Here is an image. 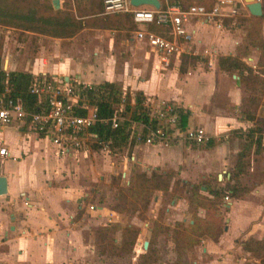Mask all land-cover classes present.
<instances>
[{"label": "crops", "instance_id": "0c3cea01", "mask_svg": "<svg viewBox=\"0 0 264 264\" xmlns=\"http://www.w3.org/2000/svg\"><path fill=\"white\" fill-rule=\"evenodd\" d=\"M249 14L247 9L240 7L236 16L246 20ZM235 17H223L228 23L222 27L195 18L190 20L193 34L185 49L196 59L187 64L184 71L178 69L177 56L171 58L169 66L161 67L156 52L136 38L144 46L139 60H134L135 48L131 44L118 66L119 58L115 59L112 53L111 39L105 45L100 42L106 28L94 23L81 27L69 37L33 32L47 37V49L51 39L65 40L68 44L65 48H75L73 54L63 53L62 57L47 60L37 53L27 61V66L24 64L23 69H16L20 59L15 60L6 53L3 67L6 71L32 68L48 73L62 72L91 83L116 79L123 90H140L145 97L173 100L187 111L186 125L201 126L210 137L197 148L187 141L170 144L134 142L132 157L140 166L179 170L189 183L197 177L213 175L212 171L219 179L222 174L227 176L234 165V161L230 162L240 149L241 130L258 125L259 149L264 145V83L262 88L254 91L258 102L253 113L245 116L240 105L249 89L238 80L236 71L228 72L217 63L219 56L241 54L245 30L239 34L241 24L239 21L234 24ZM78 33L88 42L95 40L100 45L90 46L82 40L84 38L77 40ZM261 33L264 36V19ZM56 45L51 47L60 49L59 43ZM258 55L255 47L248 46L241 58L256 71ZM111 68L118 74L114 75ZM259 75L264 80V73ZM28 131L17 122L0 126V144L9 152L7 156H0V173L7 179V192L0 195V264L76 263L82 259L85 244L79 225L82 223L75 214L81 207L80 200L85 199V192L76 184L72 169L78 164L80 155H85L87 147L58 155L52 144L39 140ZM255 147L252 143L249 150L253 151ZM248 194L254 195L256 202H247V197L226 202L229 208L228 221L224 225L226 230L215 241L201 240V253L198 249L196 252L204 260L193 258V264H244L245 257L236 253L238 249L247 252L240 242L246 236L259 239L264 234V177ZM236 236L238 240H235ZM246 258L250 262L259 261L249 252Z\"/></svg>", "mask_w": 264, "mask_h": 264}, {"label": "rangeland", "instance_id": "374dc122", "mask_svg": "<svg viewBox=\"0 0 264 264\" xmlns=\"http://www.w3.org/2000/svg\"><path fill=\"white\" fill-rule=\"evenodd\" d=\"M93 2L96 9H88L90 0H59V7L56 9L83 15L84 22L88 24L90 22H95L97 25L100 22L106 24L100 42L105 45L106 41L111 39L112 53H114L115 59L119 58L116 61L118 66L120 58L129 52L128 45L131 44L135 48L134 60H139V53L143 51L144 46L133 37L135 25L132 20L125 16L120 18L121 21L117 24L113 14L102 11L100 0H93ZM237 18L241 24L240 34L247 21L241 20L243 18L241 16H236L234 21ZM83 33L88 32L84 31ZM76 36L77 40L84 38L82 40L87 41L84 35L78 33ZM46 39V36L33 33V31L0 24V67L6 71L3 67L6 53L14 56L15 60L20 59L15 68L23 69L24 64L27 66V61H30L37 53H41L42 57L47 60H55L58 56L62 57L63 53L73 54L75 51V48H65L68 45L65 40L57 42L53 39L50 40V47L47 49ZM58 43L60 49L55 50L51 47ZM89 43L90 46L100 45L95 40L87 44L89 45ZM243 43L244 39L241 44ZM58 52L61 54H56ZM23 71L31 73L40 70L25 68ZM111 72L114 75L118 74L112 68ZM113 82L118 84L119 90H123L120 81L115 79ZM124 90L129 96L133 94L129 89L125 88ZM28 133L33 136V132L28 131ZM262 141L264 142V139ZM177 142L184 141L178 140L173 143ZM253 143L256 145V150L247 149V154L244 157L246 171L239 175L240 183L246 185L247 190L242 193L237 190L236 195L228 197L229 199L222 197L223 203L219 204L220 209L216 212L213 205L208 203H205L204 206H197L188 202L185 197L189 189V181L180 174L179 170L154 169L151 166H140L136 163L132 157L134 143L110 147L89 138L84 145L87 147L85 155H80L78 164L72 169L76 175V184L81 187L80 190L85 192V199L83 201L79 199L81 207L75 214L82 223L79 225L82 226L81 237L85 244L84 253L82 259L73 264H180L179 261H182V264H193V258L203 261V257L199 256L201 240L211 239L216 226L220 233L226 230L224 225L227 224L229 216L226 202L230 203L234 198L245 197L248 199L247 202H256V197L248 192L264 177V159L262 158L264 145L259 149L257 141ZM189 144L191 147L197 148L196 146L200 143L191 142ZM239 147L241 148V143ZM236 156L237 153L234 154L230 163L235 162ZM153 169L159 172H171L166 189L147 187L140 178L137 179L136 184L129 186L128 179L131 173L145 172L148 175ZM183 170L186 168L184 167ZM225 170L227 171L228 167ZM203 171L206 172L205 169ZM214 172L212 171L213 175L205 176V178L197 177L193 183L198 185L201 180L210 183L214 178ZM218 172L219 174L223 173ZM199 190L205 192L202 185ZM193 218L196 219V224L211 225V233L197 235L192 232L189 224ZM247 237L251 236H246L244 239ZM234 238L235 240L239 239L238 236ZM143 240L149 242L150 253H144L146 255L143 254L142 258L138 255L146 248L142 247ZM254 246L257 247L259 258L263 260L264 240L260 245L254 244ZM196 249H198V254ZM236 253L245 257L244 264L250 262L246 258L248 252L242 253L238 249ZM260 262L262 261L260 260Z\"/></svg>", "mask_w": 264, "mask_h": 264}, {"label": "built area", "instance_id": "2783aa9c", "mask_svg": "<svg viewBox=\"0 0 264 264\" xmlns=\"http://www.w3.org/2000/svg\"><path fill=\"white\" fill-rule=\"evenodd\" d=\"M158 1L159 6L153 7L134 6L129 0H101V6L105 13L127 12L135 25L133 37L154 50L160 66L164 68L169 66L172 57H180L186 51L185 46L193 34L189 26L192 18L222 27L223 17L233 18L240 7L245 8L244 0H213L208 8L197 3L182 8L168 0ZM150 23L164 25L166 35L148 29ZM10 90L11 86L6 81L0 87V126L17 122L32 131L39 140L52 144L58 155L83 147L89 138L100 143L97 132L90 130L99 122L117 127L122 120H128L134 132V142L146 144H170L178 140L204 143L210 137L201 126L181 128L177 104L171 99H143L146 116L153 124L129 120L124 112L125 90H120L119 101L110 114L99 116L97 106L84 96L87 90H98L95 83L84 82L62 72H31L27 91L35 95L36 109L26 108L10 94ZM132 101L133 94L130 96ZM8 154L5 146L0 144V156Z\"/></svg>", "mask_w": 264, "mask_h": 264}, {"label": "trees", "instance_id": "16d2710c", "mask_svg": "<svg viewBox=\"0 0 264 264\" xmlns=\"http://www.w3.org/2000/svg\"><path fill=\"white\" fill-rule=\"evenodd\" d=\"M179 4L180 7L184 8L191 3L203 4L205 7H209L213 0L208 1H195V0H168ZM101 3V0H100ZM261 3V14L251 15L249 14L244 25V43L241 49V54H227L219 56L217 63L219 67L223 68L228 72L236 71L238 74V80L242 82L248 89L249 94L245 96L241 101V112L245 116H251L254 111V107L257 105V97L254 95L255 90H259L263 87L264 80L260 77L259 73H264V36L261 33V21L264 19V0H260ZM162 5V3H161ZM95 4L93 0H90L88 9L94 8ZM102 7V6H101ZM97 11V10H95ZM94 12V11H93ZM115 16V22L120 23L121 19L128 15L127 12H115L110 13ZM83 15L73 14L68 10L54 9L51 6L50 0H0V24L19 27L29 31L51 35L55 37H69L75 34L81 27L88 25L85 23ZM131 19V18H130ZM237 21V22H236ZM235 23H238V18ZM94 23L95 22H90ZM228 23V20H224V26ZM100 26H105L102 22L98 23ZM148 29L158 34L166 35V27L164 25L150 23L147 25ZM253 46L258 52V59L256 62L255 69L248 65L242 60L241 56L246 53L247 47ZM196 59L195 55L188 50L182 52L179 57L178 69L184 71L185 66L189 63H193ZM31 77L30 72L19 71V70H8L4 71L0 67V87L6 81L10 84V94L13 97L18 98L23 105L28 109H36L35 95L27 91V84ZM98 90H87L84 94L85 98L95 104L98 109L99 116H105L110 114L113 106L118 103L120 90L118 84L113 81L104 80L95 83ZM145 98L144 94L140 90L133 92V101L130 102V96L125 93L124 96V112L128 113L129 120H139L142 122H148L153 124L152 120H148L145 110L143 108L142 101ZM178 110V124L181 128L186 125L187 111L184 107L177 104ZM90 130L97 132L98 138L102 143L110 147H120L124 144L134 143L133 129L130 128V122L128 120H122L117 127H111L108 123H96L90 127ZM260 127L258 125L247 127L241 130L239 136L242 138L241 148L237 151L236 160L232 169L228 172V175H221L219 179L214 176L212 181H200L197 184L189 183V189L186 193V199L190 203H194L197 206H204L205 203L213 205L212 207L217 212L220 209V205L223 203L222 197H234L237 190L240 193L247 190L246 185H243L239 181V175L246 171V162L244 157L249 150L250 145L257 141L260 143ZM258 132L255 136L254 133ZM171 172H159L151 170L148 175L145 172H134L129 175L128 183L129 186L136 184L138 178L148 187L157 189H166L169 183V177ZM178 182V181H177ZM180 182V180H179ZM200 185L203 186V191L200 192ZM220 204V205H219ZM196 219L193 218L189 227L192 228V232L197 235L211 233L212 226L209 224H196ZM220 234L219 228L214 227L211 240H217ZM264 240V236L259 239L253 237H247L240 242L241 247L249 252L251 256L259 258L260 255L256 250V246L260 245ZM149 242L146 245L145 250L138 256L142 257L150 253ZM144 254V255H143ZM260 260L262 262H260ZM182 264V261H179ZM264 264V259L259 258V261L249 262V264Z\"/></svg>", "mask_w": 264, "mask_h": 264}, {"label": "water", "instance_id": "95a60500", "mask_svg": "<svg viewBox=\"0 0 264 264\" xmlns=\"http://www.w3.org/2000/svg\"><path fill=\"white\" fill-rule=\"evenodd\" d=\"M245 8L252 15H260L261 14V3L258 0H244ZM130 4L134 6L139 5H151L153 7L159 6L158 0H129ZM51 6L56 9L59 7V0H50ZM7 192V179L6 176L0 173V195L5 194ZM147 245V241H142V247L145 248Z\"/></svg>", "mask_w": 264, "mask_h": 264}]
</instances>
